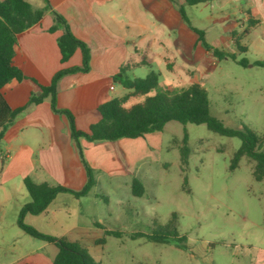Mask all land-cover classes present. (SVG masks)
<instances>
[{"label":"rangeland","instance_id":"1","mask_svg":"<svg viewBox=\"0 0 264 264\" xmlns=\"http://www.w3.org/2000/svg\"><path fill=\"white\" fill-rule=\"evenodd\" d=\"M32 1L35 7L42 3ZM234 8L228 4V9ZM186 10L188 25L208 29L207 41L216 47L212 29L219 15L217 5L201 4ZM248 45L249 51L237 52L228 60L219 58L216 66L214 61L218 57L213 52L205 58L204 67L197 70L198 76L194 62L184 64L175 69L176 77L179 84L199 77V83L208 92L211 116L229 129H241L245 125L262 139L259 150L264 151V67L254 64L264 60V46L253 37ZM242 59L249 61L247 67L239 64ZM150 70L159 73L162 87L168 88L171 74L166 64L159 61L151 68L136 69L129 76L144 78ZM126 92L118 85L112 96L121 97ZM185 135L190 149L186 165L182 162ZM125 140L133 142L124 146L125 152L113 144L112 154L117 158L111 167L114 173L94 172L96 185L81 198L82 202L76 199L69 202L71 218L64 219L65 224L72 225L94 218L101 220L106 228L121 233L119 237L100 235L99 239L105 238L101 245H82L97 262L264 264V180L255 179V162L247 156L236 169H231L242 144L239 138L218 134L206 124L171 121L162 132ZM133 177L140 179L145 187L142 197H133L121 187L125 178L129 181ZM18 201L11 204L5 219L0 217V241L3 237L9 243L20 240L16 234L19 231L36 243L27 245L28 249H34L45 242L20 232L16 225ZM174 215L177 233L184 238L181 242L162 228ZM152 234L166 235L168 242L151 240ZM4 248H0V263L17 257Z\"/></svg>","mask_w":264,"mask_h":264},{"label":"crops","instance_id":"2","mask_svg":"<svg viewBox=\"0 0 264 264\" xmlns=\"http://www.w3.org/2000/svg\"><path fill=\"white\" fill-rule=\"evenodd\" d=\"M49 1L51 9L45 12L43 19L18 35L14 60L27 79L12 81L2 89L3 97L11 109L25 106L33 93L40 95L38 84L49 85L54 75L61 69L83 65L81 49H77L67 62H61L58 37L63 31L61 29L49 31L54 25L53 11L67 20L72 33L90 49L89 71L68 74L59 81L57 87L58 108L70 110L80 130L87 131L92 124L100 121L98 107L113 98L112 93L119 85L113 77L124 64L130 61L140 63L145 56L152 60V64L134 70L151 68L156 61L164 63L171 74L168 88L181 89L190 83H199V77L179 84L175 69L194 62L196 71L200 70L205 65V58L213 54V50L205 49L199 41L198 34L182 16L181 5L185 6L187 15L186 9L189 6L185 4L186 0ZM31 2L33 3L32 0ZM209 3L216 4L219 11L214 20L215 27L212 29L216 47L207 41L210 31L203 30L207 43L213 48L236 55L237 52L249 51L248 43L251 37L254 40L258 39L260 45L264 46V0H215L201 4ZM228 4H233L235 8L231 11ZM40 7H44L43 1L35 8ZM225 57L227 60L230 58ZM219 60L217 58L214 61L215 66ZM173 63L176 65L174 68L171 66ZM196 71L195 75L198 76L199 71ZM111 86H114V89H110ZM175 86L179 88H174ZM125 139L101 143L81 139L85 159L93 173L102 172L109 175L114 173L111 167L117 158L112 154L113 144H117L119 149L124 151V146L133 144L132 141ZM26 177H30L36 183L47 182L53 186L62 185L77 191L83 189L87 183V170L71 138L69 123L52 110L50 98H46L40 104L29 106L5 131L0 150L2 219H5L11 204L16 200H19L18 218L21 208L31 201L25 187ZM134 178L136 177L129 181L125 178L121 187L130 192L131 196L137 197L132 192ZM117 187L119 188V185ZM71 196L73 195L68 193L59 194L45 212L27 215L25 223L44 234L65 237L83 246H86V243L97 245L100 235L114 230L106 228L101 220L94 218L84 220L89 222L65 224L64 219L71 218L69 202L73 199L80 201L86 197L78 199ZM62 202L65 207L61 206ZM18 228L20 232H24L19 226ZM16 234L20 240L9 243L3 237L0 248L8 247L17 254V257L0 264H53L59 251L56 245L42 240L45 243L39 247L28 249V244L36 243L23 237L19 231Z\"/></svg>","mask_w":264,"mask_h":264},{"label":"trees","instance_id":"3","mask_svg":"<svg viewBox=\"0 0 264 264\" xmlns=\"http://www.w3.org/2000/svg\"><path fill=\"white\" fill-rule=\"evenodd\" d=\"M44 7L35 8L31 0H3L0 1V150L1 143L5 136L7 127L15 118L29 106L40 104L46 98H50L52 110L67 119L69 123L71 138L76 145L81 160L87 170V183L81 190H73L68 187L53 186L47 182L36 183L30 177H26L25 187L29 193L31 201L25 204L19 214L18 226L33 238L44 240L56 245L59 249L53 264H100L78 242L70 241L65 237H54L38 231L36 228L25 223L27 215H38L45 212L55 198L61 193H68L76 198L86 196L96 185V179L92 168L85 159L81 139L92 143L114 142L123 138H143L148 134L162 132L167 123L178 121L182 124H206L208 128L218 134L237 137L242 141L241 147L235 153L231 169H236L240 160L247 156L254 162V177L257 181L264 180V151L259 150L262 139L245 125L241 129L226 128L221 121L211 116L210 100L206 88L200 83H190L181 89H169L161 87L160 74L151 70L144 78H131L129 72L143 65L150 66L152 60L145 56L141 62L130 61L124 64L119 72L113 77L114 81L124 87L128 92L121 97H115L104 102L98 107L101 114L99 122L92 124L89 129L80 130L77 128L74 114L68 109H60L57 105V87L59 81L68 74L76 72L86 73L90 69V49L71 31L67 20L58 12L53 11L54 25L49 29L55 32L59 29L63 34L58 37V45L61 52V62H67L76 52L81 49L83 53V65L61 69L58 71L49 85L38 84L41 94L33 93L28 103L20 108L11 109L5 101L2 89L12 81H22L27 79L24 72L15 64V54L18 35L23 31L38 24L44 17L45 12L51 9L49 0H42ZM176 2V0H171ZM215 0H186L188 6H196L201 3ZM180 12L188 21L185 6H180ZM199 36V41L207 50H213L218 58L225 56L233 57L229 53L213 48L205 39L203 30L192 28ZM244 52H247L245 50ZM241 66L247 67L249 61L242 59ZM255 65L264 67V60H257ZM155 91L154 94H151ZM143 98L142 100H139ZM130 104L129 101L136 100ZM187 135L184 137L182 147V162L188 163L190 149L187 146ZM132 192L134 196L142 197L145 194V187L142 181L134 178L132 181ZM174 219L162 227L174 236L179 242L184 239L179 237ZM106 235L121 236L119 231H106ZM149 238L158 242H168L166 235H150ZM105 238L97 241V244H104Z\"/></svg>","mask_w":264,"mask_h":264},{"label":"built area","instance_id":"4","mask_svg":"<svg viewBox=\"0 0 264 264\" xmlns=\"http://www.w3.org/2000/svg\"><path fill=\"white\" fill-rule=\"evenodd\" d=\"M110 89H114V86H111Z\"/></svg>","mask_w":264,"mask_h":264}]
</instances>
